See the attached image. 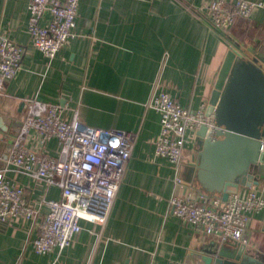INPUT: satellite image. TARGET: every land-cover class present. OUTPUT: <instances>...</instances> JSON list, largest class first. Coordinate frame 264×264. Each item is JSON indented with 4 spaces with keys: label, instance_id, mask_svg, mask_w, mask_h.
I'll list each match as a JSON object with an SVG mask.
<instances>
[{
    "label": "crops",
    "instance_id": "obj_1",
    "mask_svg": "<svg viewBox=\"0 0 264 264\" xmlns=\"http://www.w3.org/2000/svg\"><path fill=\"white\" fill-rule=\"evenodd\" d=\"M209 1L79 0L73 37L49 59L33 46L27 31L28 0H0V36L22 49L20 66L0 97L5 121H22L24 103L36 99L61 107L65 121L135 136L105 225L80 220L81 230L70 245L46 255L36 254L32 241L47 213L43 201L58 200L60 189L5 167L6 147L0 170L6 168L7 179L24 190L38 218L36 223L22 218L0 222V264H185L197 235L205 241L218 238L197 233L173 215L170 198L191 187L189 172L155 156L160 121L147 107L152 93L164 90L177 104L196 111L207 105L230 49L245 60L257 54L264 58V8L255 7L248 18L237 17L219 30L206 17ZM249 1L264 5V0ZM48 19L46 12L40 24ZM192 134L185 132L184 151L195 155ZM23 144L52 158L63 156L57 140L41 145L33 129ZM177 175L187 186L177 187ZM248 190L264 198V176L258 185L240 188L239 196ZM189 194L200 198L194 189ZM245 236L264 249V208L249 214Z\"/></svg>",
    "mask_w": 264,
    "mask_h": 264
},
{
    "label": "built area",
    "instance_id": "obj_2",
    "mask_svg": "<svg viewBox=\"0 0 264 264\" xmlns=\"http://www.w3.org/2000/svg\"><path fill=\"white\" fill-rule=\"evenodd\" d=\"M79 0H28L27 31L33 46L47 58L56 53L73 37ZM263 3L249 0H210L204 7L210 24L226 30L235 18H248ZM49 14L45 26L40 23ZM22 60V49L0 36V97L7 82L14 77ZM26 116L20 121L11 149L4 158V166L42 180L48 186L60 189L58 200H44L47 213L39 224V232L32 241L36 254L46 255L53 249L62 251L80 232V220L104 226L110 215L127 163L135 144V136L119 130L89 128L77 119L65 121L62 108L38 101L27 100ZM147 107L154 110L160 121V132L154 154L163 157L178 170L194 163V155L184 151L187 130L197 131L203 125L212 128L205 115L206 105L190 111L177 104L164 90H155ZM33 129L40 144L55 139L63 156L52 158L28 149L23 140ZM0 170V222L22 218L37 222L38 212L25 198L24 190L16 187ZM177 187L187 186L178 175ZM178 189V188H177ZM185 187L183 193L174 192L170 206L174 216L193 225L197 233L231 239L242 245L249 243L245 236L249 214L264 208V198L253 190L244 196L229 195L220 199L191 198Z\"/></svg>",
    "mask_w": 264,
    "mask_h": 264
},
{
    "label": "water",
    "instance_id": "obj_3",
    "mask_svg": "<svg viewBox=\"0 0 264 264\" xmlns=\"http://www.w3.org/2000/svg\"><path fill=\"white\" fill-rule=\"evenodd\" d=\"M258 63L262 65H258ZM262 66V67H261ZM205 115L212 128L197 131L194 163L185 166L188 183L199 197L225 202L240 188L264 176V58L245 60L230 49L217 72ZM0 114V158L17 135L20 122ZM185 264H264V249L231 239L202 240Z\"/></svg>",
    "mask_w": 264,
    "mask_h": 264
}]
</instances>
